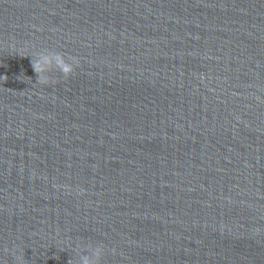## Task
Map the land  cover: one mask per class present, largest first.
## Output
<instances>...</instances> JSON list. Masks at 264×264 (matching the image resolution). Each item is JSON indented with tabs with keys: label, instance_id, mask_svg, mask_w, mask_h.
<instances>
[{
	"label": "clouds",
	"instance_id": "1",
	"mask_svg": "<svg viewBox=\"0 0 264 264\" xmlns=\"http://www.w3.org/2000/svg\"><path fill=\"white\" fill-rule=\"evenodd\" d=\"M80 61L76 57L65 58V54L52 50L36 52L31 59L33 71L37 76V83L40 86L55 85L58 81L50 73L59 71L65 80L69 79L75 72ZM264 233V229L254 228L252 234L259 236ZM78 258L69 260V264H102L105 256L103 244L93 246L86 245L83 248L75 249ZM87 253V254H85ZM16 264H27L23 250L13 252Z\"/></svg>",
	"mask_w": 264,
	"mask_h": 264
}]
</instances>
